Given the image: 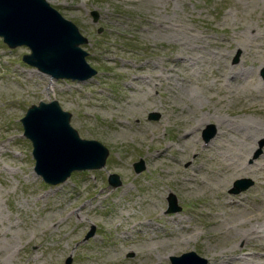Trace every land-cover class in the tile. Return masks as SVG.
I'll list each match as a JSON object with an SVG mask.
<instances>
[{
    "label": "rangeland",
    "instance_id": "1",
    "mask_svg": "<svg viewBox=\"0 0 264 264\" xmlns=\"http://www.w3.org/2000/svg\"><path fill=\"white\" fill-rule=\"evenodd\" d=\"M46 1L87 38L97 73L50 78L22 61L27 46L0 37V264H170L191 251L207 264H264V237H238L264 227V138L245 141L250 151L237 134L264 120V0ZM53 99L81 138L108 150L103 168L57 185L34 172L20 122ZM211 141L224 143L209 151ZM234 161L255 172L234 174ZM238 180L252 184L232 193ZM170 193L177 212H167Z\"/></svg>",
    "mask_w": 264,
    "mask_h": 264
},
{
    "label": "water",
    "instance_id": "2",
    "mask_svg": "<svg viewBox=\"0 0 264 264\" xmlns=\"http://www.w3.org/2000/svg\"><path fill=\"white\" fill-rule=\"evenodd\" d=\"M91 15L96 21L98 14L92 11ZM0 37L9 48L27 46L30 52L22 56V61L50 78L84 82L97 73L86 61L87 52L81 47L87 43V38L46 0H0ZM260 75L264 79V69ZM158 116L151 114L149 118L157 119ZM70 117L71 114L53 99L31 105L20 119L23 136L32 145L33 170L50 185L64 182L73 171L100 169L106 163V147L94 139L81 138L70 125ZM207 128L203 131L206 141L214 132L213 126ZM133 168L135 173H140L145 168L143 160L135 162ZM107 182L112 187L121 185L117 174H110ZM251 182L238 180L231 192L238 193ZM167 201L168 213L179 211L173 193ZM93 233L94 228L87 237ZM169 260L170 264H207L206 259L193 251L170 256Z\"/></svg>",
    "mask_w": 264,
    "mask_h": 264
},
{
    "label": "bare ground",
    "instance_id": "3",
    "mask_svg": "<svg viewBox=\"0 0 264 264\" xmlns=\"http://www.w3.org/2000/svg\"><path fill=\"white\" fill-rule=\"evenodd\" d=\"M177 39L178 41L181 43L183 39V36L182 35H177ZM252 38L250 37V40ZM252 43V41L250 42V44ZM185 44V43H183ZM182 44V45H183ZM249 44V46H250ZM187 44H185V47H186ZM248 46V41L246 40V43H242L240 44V47L242 48L243 50V53H245V50ZM262 65H264V63H262ZM188 66V65H187ZM226 66V65H225ZM189 70H191V68H193V66H190L188 67ZM241 73L240 72H237V75L239 76ZM152 77L154 79H161V74H153ZM171 84V83H170ZM158 87L157 85H154L153 84V87ZM263 88H264V85H263ZM208 119V116L206 117H201L198 121H199V124H202L204 122H206ZM211 119H213L217 125L218 128H221L223 127L226 122L225 120L223 119V117H211ZM228 126V125H227ZM239 128V130H238ZM237 128V134L238 136L240 137V139H242V143H244L245 145H247V143H245V141H248V140H252L253 142H255L257 140V138H264V120L261 121V122H254L253 120H247V121H244V123L242 124L241 126V123H239V127ZM224 140V139H223ZM225 140H228L227 137L225 138ZM191 141L192 143L194 144H191V147L193 149H196L195 148V144H196V140H185V142H189ZM224 142H221L219 145H216L214 142L211 141L210 145L207 147L210 150H214V146L216 145V148L215 149H218L220 150V148L222 147ZM248 146V145H247ZM241 148H245L244 145H241ZM247 148V147H246ZM192 149V150H193ZM248 149L253 150V147H249L248 146ZM247 149V150H248ZM4 146H2V148H0V154L2 153V151H4ZM249 151V150H248ZM203 152V150L199 151V154H201ZM235 162V161H234ZM233 162V163H234ZM232 171L234 172V174L236 173H239V174H248L249 172L250 173H254V168H252L251 166H249L246 162H243L242 164H238L237 162L234 163V166H232ZM262 182H260L261 184ZM263 184V183H262ZM145 225H149L148 223L145 224ZM262 226V225H261ZM261 226L259 227V225H257V227L255 228H251V230H242L241 232H239V238H243L245 239L246 241H256L258 242L260 237H264V227L262 229ZM264 226V225H263ZM155 226H151V228H154ZM255 235V237H254ZM188 241V240H187ZM261 247V246H260ZM170 258V257H169ZM244 261H242L241 264H245L243 263ZM161 264V263H159ZM248 264H253V263H248Z\"/></svg>",
    "mask_w": 264,
    "mask_h": 264
}]
</instances>
